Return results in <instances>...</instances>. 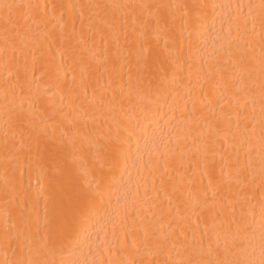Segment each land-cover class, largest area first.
<instances>
[{"label":"snow or ice","instance_id":"6c2138e0","mask_svg":"<svg viewBox=\"0 0 264 264\" xmlns=\"http://www.w3.org/2000/svg\"><path fill=\"white\" fill-rule=\"evenodd\" d=\"M29 7L0 4V53L15 54ZM52 7L61 14L43 63L5 61L15 76L0 129L12 165L6 203L16 204L17 169L20 191L26 167L39 189L0 227L5 254L13 253L0 264H264V0ZM212 33L219 47L204 59L198 41ZM197 61V85L215 97L209 114L193 119L170 106L169 116L161 97L185 79V65L191 80ZM85 247L91 258H74Z\"/></svg>","mask_w":264,"mask_h":264},{"label":"bare ground","instance_id":"6f19581e","mask_svg":"<svg viewBox=\"0 0 264 264\" xmlns=\"http://www.w3.org/2000/svg\"><path fill=\"white\" fill-rule=\"evenodd\" d=\"M183 2V0H181ZM187 2L191 3L192 0H187ZM210 2L217 4H239L244 3L247 4L249 2L259 3V0H210ZM19 3L24 5H31L33 7L25 8V20L21 21L20 37L17 38L14 43L16 47L15 54L12 52L10 48L3 53H0V129L3 128V107L5 104L3 98V91L5 88H8L11 84L15 82V76L8 77L7 68L5 66V61L11 59L13 55L16 56V61L19 65L27 64L31 67L33 62V56L36 57L37 66L43 63V59L48 54V41L47 37L49 34L58 30V28H54L56 24L57 18L60 17L61 9L59 7L53 8L52 5H59L61 3H79V0H0V4H12ZM247 11V9H245ZM65 12V20L68 21L69 26H71V21L68 20L67 10L64 9ZM3 12L0 11V15ZM211 24V21H209ZM76 27L79 28V23L77 21ZM221 24L219 21L216 23V28L220 29ZM225 33L227 31V24L224 25ZM185 40L187 41L188 34L185 32L184 34ZM215 37V33L211 35L205 34L204 37L201 38L198 43L200 44V56L204 59H207L212 53L214 47H219V44L213 45V39ZM55 45L52 46V51H55ZM0 48H6L5 42L2 36V28H0ZM14 62V63H15ZM59 62V58H57V63ZM202 61H197L193 67V76L192 79H188V67L185 65L184 75L185 79L182 81H178L175 85L169 86V93L166 97H161L159 104L162 106V110L167 113L169 116L172 115L171 108H186V112L184 113L185 117H192L193 119L208 115V110L212 106L215 97L212 94L211 87L207 84H204L203 87L197 85L195 69L199 67V63ZM37 76L40 75L39 72L36 73ZM55 72L54 70H50L49 74L45 76L41 81V88L45 87L52 78H54ZM127 77L125 76V86H126ZM35 87V85H33ZM19 89H17V92ZM58 100V97H57ZM175 115L179 117L181 115L180 111H176ZM166 118V117H165ZM163 124V120L160 121ZM141 147H143V142L141 141ZM145 159H147V154H145ZM6 169L11 172L12 165L6 161L5 156L2 152H0V227L3 226L5 219L9 220L11 223V218L16 215V213L20 210L22 201L21 197L27 193L32 194L34 190L39 189V177L37 174L29 173L27 167L24 170L23 174V191L19 190V181H20V173L17 169L15 172V177L17 181V198L16 204L12 205L10 203H6V199L10 200L11 197H5L4 195V177ZM129 170L132 172L133 179L136 178V169L131 167V163H129ZM183 171V169H181ZM127 173H125V179H127ZM147 175V173H145ZM188 174L185 173V181L187 182ZM149 183L151 182V177H148ZM204 184H207V180H204ZM143 191V188H141ZM256 197L258 199L259 192L257 191ZM23 206H29V201L27 198L23 200ZM41 215L43 214V200L40 201ZM258 212V209H257ZM97 229H100L99 236L103 238L104 232L101 228L100 224L96 225L92 231L96 232ZM110 233V228H109ZM258 235V234H257ZM93 239H96V236L93 235ZM252 244L256 246V250L258 253V244L259 240L256 239L252 241ZM13 253L11 250L8 251L7 255L5 254L3 244L0 243V261L5 259H12ZM58 259L59 257H55ZM76 259H84L91 258L88 254L87 247L84 248V253L81 255L79 251H77Z\"/></svg>","mask_w":264,"mask_h":264}]
</instances>
